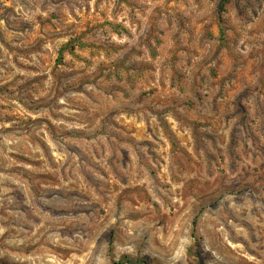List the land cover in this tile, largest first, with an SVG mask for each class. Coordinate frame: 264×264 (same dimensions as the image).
Here are the masks:
<instances>
[{
  "label": "rangeland",
  "instance_id": "1",
  "mask_svg": "<svg viewBox=\"0 0 264 264\" xmlns=\"http://www.w3.org/2000/svg\"><path fill=\"white\" fill-rule=\"evenodd\" d=\"M122 259L264 264V0H0V263Z\"/></svg>",
  "mask_w": 264,
  "mask_h": 264
},
{
  "label": "trees",
  "instance_id": "2",
  "mask_svg": "<svg viewBox=\"0 0 264 264\" xmlns=\"http://www.w3.org/2000/svg\"><path fill=\"white\" fill-rule=\"evenodd\" d=\"M125 262H128L129 264H147V262L145 260L133 261L131 259H122L119 262H117L116 264H123ZM0 264H2V263H0Z\"/></svg>",
  "mask_w": 264,
  "mask_h": 264
}]
</instances>
